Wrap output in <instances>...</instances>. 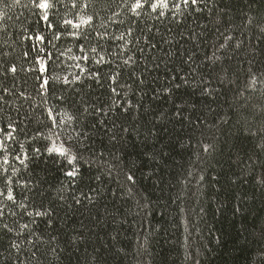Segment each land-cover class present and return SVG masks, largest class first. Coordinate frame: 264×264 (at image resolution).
<instances>
[{"label": "trees", "instance_id": "1", "mask_svg": "<svg viewBox=\"0 0 264 264\" xmlns=\"http://www.w3.org/2000/svg\"><path fill=\"white\" fill-rule=\"evenodd\" d=\"M35 2L0 0V264H264V0H49L59 40Z\"/></svg>", "mask_w": 264, "mask_h": 264}, {"label": "snow or ice", "instance_id": "2", "mask_svg": "<svg viewBox=\"0 0 264 264\" xmlns=\"http://www.w3.org/2000/svg\"><path fill=\"white\" fill-rule=\"evenodd\" d=\"M181 4L183 5V8H192L193 10H195V8H197L200 4V0H181ZM181 4H177L176 0H134V3L128 5V7L130 8V10L133 13L138 14L140 12L141 9L145 8V7H150L152 12L157 13V15L159 17H164L166 15L164 10H167L171 7V10L176 12L178 15H182L183 14V9L181 7ZM53 5H51L49 3V0H37V2H35V7L37 9L42 10V19L44 22H46L48 24L49 28L53 29L54 32V39L59 40L60 37L59 36H55V25L52 24V22L49 19L48 16V11L50 10V8ZM84 7H87V5L85 4ZM172 19H176V17H172ZM92 21V17H87L86 19L84 18H80L79 22L74 23L72 20H65L64 24L66 26L65 30H67V26L72 27L73 29H79L81 27V25H90ZM37 40L43 42L45 40V38L43 36H37L36 37ZM121 39H123V37H121ZM93 51H95V49H93ZM83 59H87V57H83ZM101 60H103V57L100 58ZM40 63H42V61H39ZM125 63H127V61H125ZM9 71L15 73L16 69L13 67L11 68ZM45 86H48L49 81H43ZM201 92H204L206 94H210L207 92V85L204 88L200 89ZM71 162V161H70ZM67 175L69 177H73L75 175L74 172H68ZM127 179L129 181L133 180L134 177L132 175H128ZM261 182L264 183V176L261 177ZM7 198L9 201H12L13 195L12 192L9 191L7 193ZM31 215V214H30ZM48 213L47 212H42V211H37L35 213V217H44L47 216ZM28 225H24V228L27 229Z\"/></svg>", "mask_w": 264, "mask_h": 264}, {"label": "rangeland", "instance_id": "3", "mask_svg": "<svg viewBox=\"0 0 264 264\" xmlns=\"http://www.w3.org/2000/svg\"><path fill=\"white\" fill-rule=\"evenodd\" d=\"M59 147V149H62V146L60 144L57 145Z\"/></svg>", "mask_w": 264, "mask_h": 264}]
</instances>
